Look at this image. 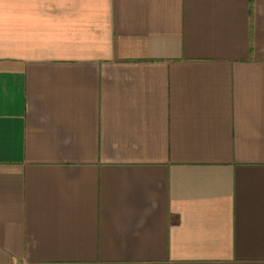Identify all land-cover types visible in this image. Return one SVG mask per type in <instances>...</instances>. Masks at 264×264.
<instances>
[{
	"label": "crops",
	"instance_id": "obj_1",
	"mask_svg": "<svg viewBox=\"0 0 264 264\" xmlns=\"http://www.w3.org/2000/svg\"><path fill=\"white\" fill-rule=\"evenodd\" d=\"M0 264H264V0H0Z\"/></svg>",
	"mask_w": 264,
	"mask_h": 264
}]
</instances>
